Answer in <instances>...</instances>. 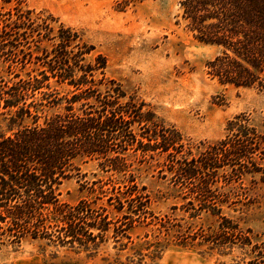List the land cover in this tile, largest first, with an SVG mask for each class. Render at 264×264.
Instances as JSON below:
<instances>
[{"label": "trees", "instance_id": "16d2710c", "mask_svg": "<svg viewBox=\"0 0 264 264\" xmlns=\"http://www.w3.org/2000/svg\"><path fill=\"white\" fill-rule=\"evenodd\" d=\"M2 2L17 7L0 17V54L7 46L16 56L27 41L28 53H21L31 62L15 71L0 67V224L15 230L10 242L32 238L97 254L111 243L127 250L142 229L146 238L157 232V238L182 247L203 246L227 256L237 252L232 264H264V241L226 214L246 206L248 198L240 200L236 192L251 181L245 179L263 172L256 163V153L264 150L263 131L239 116L228 124L231 140L180 158L181 135L166 131L144 104L121 102L127 94L107 78L106 58H91L92 48L81 35L62 24L52 26L50 15L33 17L35 12L21 10L17 0ZM180 6L195 38L221 49L208 63L212 78L223 86L264 90V0H182ZM128 159L137 169L149 164L175 192L171 215L156 212L152 191L136 173L126 175ZM91 161L103 169L109 162L121 176L94 182L74 204L62 203V184L79 163ZM49 211L54 217L44 220ZM178 211L182 219L173 218ZM204 216L214 225L197 223ZM197 224L202 226L196 229ZM139 256L131 264L159 259L148 263L147 255Z\"/></svg>", "mask_w": 264, "mask_h": 264}, {"label": "rangeland", "instance_id": "374dc122", "mask_svg": "<svg viewBox=\"0 0 264 264\" xmlns=\"http://www.w3.org/2000/svg\"><path fill=\"white\" fill-rule=\"evenodd\" d=\"M2 1L0 17L15 13L16 4ZM17 1L21 10L34 11L33 17L44 13L40 16L44 19L50 15L55 20L52 26L58 28L62 24L81 35L92 48L91 58L105 57L107 78L114 80L127 94L126 100L121 102L132 99L135 104H144L143 110L154 113L166 131L175 130L181 135L177 144L181 146L180 158L209 152L224 140H231L234 135L227 127L239 116H248L264 136V90L223 86L212 78L208 63L221 49L199 42L190 32L182 18V0ZM40 25L42 21L35 22V26ZM34 37V41H38L39 37ZM29 41L33 44L31 35ZM28 46L24 41L18 48L28 53ZM9 48L6 46L1 51L0 67L15 71L24 62L31 65L21 52L11 55ZM58 88L63 91L62 87ZM256 154L259 156L256 163L263 172L245 179L251 181H246L236 192L241 195L240 200L248 198L244 200L248 203L236 210L227 209L226 214L240 221L242 227L252 229L256 240L264 241V184L260 181L264 180V150ZM241 162L249 165L245 158ZM132 163L128 159L126 175L136 173L139 181L152 191L156 212L171 215V206L177 204L175 192L158 179L149 164L137 169V162L135 167ZM106 166L103 169L95 161L79 163L72 177L61 186L62 203L74 204L94 182H109L121 176L112 171L109 162ZM50 213L45 212L43 219H52L54 215ZM174 217L182 219V212L178 211ZM213 221L204 216L197 223L210 227ZM196 226L198 229L202 225ZM0 227V264H131V259L141 258L140 254L147 255L148 263L152 258H159L156 264H232L237 254L227 256L203 246H178L164 236L157 238V232L146 238L142 229L135 232L134 242L127 250L120 251L111 243L93 254L32 238L14 245L10 237L15 230L5 224Z\"/></svg>", "mask_w": 264, "mask_h": 264}]
</instances>
